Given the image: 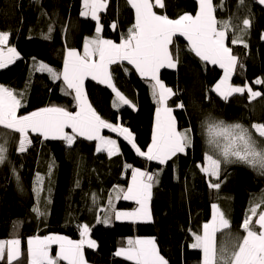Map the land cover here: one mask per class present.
Returning a JSON list of instances; mask_svg holds the SVG:
<instances>
[{"label":"trees","instance_id":"1","mask_svg":"<svg viewBox=\"0 0 264 264\" xmlns=\"http://www.w3.org/2000/svg\"><path fill=\"white\" fill-rule=\"evenodd\" d=\"M82 1L0 0V31L10 33L7 43L19 54L13 63L0 69V85L22 94L18 115L44 106L76 110L74 94H65L62 80L54 81L47 71L31 69V64L41 60L61 72L66 49H81L84 40L95 34L96 21L80 15ZM163 2L165 7H155V11L170 19L184 12L195 13L198 8L197 0ZM214 7L218 22H231L226 43L238 58L231 82L249 86L262 95L250 100L247 92L234 94L225 102L213 91L223 69L201 61L188 50L183 37H174L170 50L174 57L178 53L177 67L161 69L159 76L173 88L175 94L168 105L179 130L193 129V144L165 164L139 156L123 137L107 129L103 132L116 137L120 148V153L112 157L97 152L96 141L78 138L69 147L62 140H45L34 133H29L31 143L20 152L19 134L0 127V143L7 142L6 159L0 164V239L21 241L20 256L14 264H29V237L60 233L80 238L85 224L96 241L95 248L85 245L83 249L89 262L134 264L116 256L117 249L126 245L127 237L152 236L169 264H201V249H193L191 242L209 220L213 203L218 204L230 224L224 233H217L218 247L230 236L245 235L243 221L252 215L250 208L259 205L254 224L259 212L264 211V174L242 163L222 166L221 187L216 190L209 184L217 181L201 167L205 165V153L210 151L205 130L210 118L242 124L264 146V138L252 129L254 123H264V84L255 83L257 78L264 80V5L257 0H214ZM244 19L251 22L247 29ZM113 23L115 28L111 27ZM100 24L101 36L119 41L133 25V9L126 0H108L106 10L100 13ZM50 27L53 30L49 33ZM233 32L242 36L243 43H232ZM110 70L116 88L136 107H114L112 90L91 78L84 84L87 98L101 118L119 121L129 128L136 145L145 151L152 140L156 108L150 84L127 62L112 65ZM136 167L158 176L151 190L152 219L116 220L110 211V221L101 222L109 195L114 196L116 188H127L132 168ZM113 204L115 210L135 206L134 201L123 199H113Z\"/></svg>","mask_w":264,"mask_h":264},{"label":"snow or ice","instance_id":"2","mask_svg":"<svg viewBox=\"0 0 264 264\" xmlns=\"http://www.w3.org/2000/svg\"><path fill=\"white\" fill-rule=\"evenodd\" d=\"M126 2L134 9L135 22L119 43L100 36L102 26L99 14L106 10L108 0H83V10L80 15L96 21V35L84 40L82 53L73 48L67 50L62 72L45 64L39 65L40 70L47 71L54 81L62 80L66 86V95L74 94L75 111L61 106H50L18 115L17 112L22 107V94L0 85V127L19 134L20 152H24L26 145L31 143L29 133H34L45 140H62L69 147L73 146L78 138L96 141V151L106 152L112 157L120 153V148L115 139L102 135V130L108 129L118 133L139 156L148 161L165 164L178 153H184L193 144L191 134L193 129L177 130L173 109L167 106L168 99L175 93L161 81L159 76L161 69L177 67L178 53L174 57L170 50L174 37L177 36L185 38L188 50L201 61L218 65L223 69V78L215 84L213 91L225 102H228L234 94L247 92L250 100L262 95L259 91H253L251 87H234L229 83L238 65V58L225 43L231 22H218L214 0H198L199 7L195 15L185 13L176 19H170L167 15H159L154 11L155 7H165L163 0H155L154 3L152 0H126ZM257 2L264 5V0ZM250 23V19H244V29L250 27ZM111 27L115 28V23ZM52 30L50 27L49 33ZM9 36L10 33L0 31V69L19 58L14 47H8L7 51H4L3 46L7 44ZM233 37V44L243 43L242 36H237L233 32ZM44 38L48 39L50 36ZM125 61L150 84L152 95L160 105L156 110L152 142L146 152L136 145L133 134L128 128L102 119L89 102L85 92V80L91 78L93 81L107 85L115 93L114 107L117 104L135 107L117 90L110 70L112 65L122 64ZM255 83L264 84V80H257ZM183 106V104L178 105L181 108ZM69 129L70 132L67 131ZM252 129L259 137L264 138V123H254ZM205 130L210 151L205 153L206 165L201 167V171L217 181L210 182L211 188L218 190L221 187L219 181L223 171L222 166L242 163L264 174V146L258 144L249 128L240 123H227L210 118L205 122ZM6 143V141L0 143V164L6 159ZM157 182L156 174L140 168H132L131 183L126 189H114V196L109 195L108 206L102 209L104 217L101 222L110 221L111 216L108 214L110 211L114 213L116 220L132 222L151 220L149 202L152 187ZM113 199L134 201L137 207L130 211L115 210ZM258 207L259 205L251 207L252 215L243 221L242 227L246 235L230 236L218 247L217 233H224L230 228V224L217 205H213L215 212L212 221L203 225V235L194 234L195 242L191 245L193 249L202 250L203 264H264V211L259 212L253 224ZM36 211L38 214H43L39 213L38 209ZM89 232V226L83 225L82 239L76 242L60 235L29 239L27 252L30 256V264H60L61 261H66L67 264H86L83 252L85 245L88 248L96 247V242L88 238ZM52 245H58L59 248L55 256L50 252ZM20 251L19 239L0 241V264H5V256L6 264H14L20 256ZM115 255L123 256L134 264H169L160 254L154 239H128L127 247L120 248Z\"/></svg>","mask_w":264,"mask_h":264},{"label":"rangeland","instance_id":"3","mask_svg":"<svg viewBox=\"0 0 264 264\" xmlns=\"http://www.w3.org/2000/svg\"><path fill=\"white\" fill-rule=\"evenodd\" d=\"M8 47H14V46H11V45H9L8 43L6 44V45H4L3 46V48H4V51L6 52L7 51V48ZM17 51V50H16ZM35 61V62H34ZM33 62H32V64H31V69H33V68H38L39 70H40V68H39V65L40 64H45V65H48L49 67H51L49 64H47V63H45L44 61H41V60H34ZM52 68V67H51ZM249 87V86H248ZM103 119V118H102ZM105 120V119H104ZM107 121V120H106ZM108 122H110V121H108ZM110 123H113L114 125H121L122 126V124L118 121V122H110ZM123 127H125V126H123ZM129 129V128H128ZM104 130V129H103ZM103 130H102V135H104V132H103ZM108 130V129H107ZM130 131V130H129ZM131 132V131H130ZM116 133V132H115ZM118 134V133H117ZM105 137H110V138H112V139H115L116 141H117V138L116 137H114V136H112V135H110V134H106L105 135ZM118 144V143H117ZM151 145V142H150V144L148 145V147ZM96 146H97V143H96ZM148 147H147V149H148ZM147 149L145 150V152L147 151ZM137 168V167H136ZM141 170H143V169H141ZM217 205V207L219 208V206H218V204L217 203H213L212 204V206H211V215H210V218H209V220H207L206 222H204L203 223V225L205 224V223H210L211 221H212V218H213V215H214V212H215V210L213 209V205ZM137 207V205L135 204V206L133 207V208H130V209H118V210H121V211H130V210H132V209H134V208H136ZM219 210H220V208H219ZM246 234V233H245ZM48 235H60V236H63V237H66L67 239H69V240H71V241H73V242H76V241H79V240H81L82 239V237H80V238H71V237H68V236H66V235H63V234H60V233H49V234H47V235H44V236H39V235H37V236H32V238H35V237H40V238H43V237H45V236H48ZM199 235H203V228H202V231H201V233L199 234ZM135 237V239H154L152 236H134ZM88 238H90V239H92V240H94L90 235H89V237ZM11 239H17V238H11ZM10 238H8V239H0V241H8V240H11ZM31 239V238H30ZM95 241V240H94ZM96 242V241H95ZM195 242V240H194V238H193V240H192V242H191V245L193 244ZM53 246H55V251L53 252ZM122 247H127V245H125V246H120L118 249H117V251L120 249V248H122ZM59 251V248H58V245H52L51 246V249H50V252H51V254L53 255V256H55L56 255V253ZM116 251V252H117ZM201 252H202V250H201ZM85 257V256H84ZM29 258H30V256H29ZM85 260H86V258H85ZM30 261V260H29ZM66 262V261H65ZM67 263V262H66ZM86 264H95V263H92V262H89L88 260H86ZM201 264H203V252H202V261H201Z\"/></svg>","mask_w":264,"mask_h":264},{"label":"crops","instance_id":"4","mask_svg":"<svg viewBox=\"0 0 264 264\" xmlns=\"http://www.w3.org/2000/svg\"><path fill=\"white\" fill-rule=\"evenodd\" d=\"M198 1V0H197ZM152 2L154 3L155 2V0H152ZM198 7H199V5H198ZM82 10H83V1H82ZM154 11H155V8H154ZM197 11H198V8H197ZM196 11V12H197ZM196 12L195 13H189V12H184V13H182L181 15H183V14H185V13H187V14H192V15H195L196 14ZM157 14H159V15H164V14H161V13H159V12H157ZM100 15V14H99ZM180 16V15H179ZM178 16V17H179ZM177 17V18H178ZM176 19V18H175ZM134 22H135V14H134V9H133V24H134ZM96 35V32H95V34L94 35H92V36H90V37H93V36H95ZM100 36H101V33H100ZM90 37H87V38H90ZM102 38H104V39H108V38H105V37H103V36H101ZM185 39V38H184ZM113 42H116V43H119L120 42V40L119 41H114V40H112ZM225 43H226V40H225ZM226 46H228L227 45V43H226ZM228 47H230V46H228ZM15 48V47H14ZM68 49H70V48H67L66 49V51H65V56H64V59H65V57H66V54H67V50ZM73 49H76V48H73ZM78 51H80L81 53H82V51H83V45H82V47H81V49H77ZM18 53V52H17ZM233 54V53H232ZM234 55V54H233ZM126 62V61H125ZM63 65H64V62H63ZM63 71V67H62V70H61V72ZM234 73V72H233ZM223 75H224V72L222 71V74H221V76H220V78L216 81V83H218L222 78H223ZM233 75V74H232ZM231 78H232V76L230 77V80H229V83L232 85V86H244V85H237V84H233L232 82H231ZM257 80H261L260 78H257L256 79V81ZM162 81V80H161ZM163 82V81H162ZM114 83V82H113ZM164 83V82H163ZM215 83V84H216ZM165 84V83H164ZM215 84H214V86H215ZM114 85H115V83H114ZM166 85V84H165ZM167 87H170V88H172L171 86H168V85H166ZM214 86H213V88H214ZM116 87V86H115ZM173 89V88H172ZM118 90V89H117ZM173 92H174V90H173ZM114 95H115V93H114ZM151 95H152V90H151ZM125 96V95H124ZM126 97V96H125ZM152 97H153V95H152ZM127 98V97H126ZM154 98V97H153ZM128 100H130L129 98H127ZM154 100H155V98H154ZM131 101V104L132 105H134L135 107H136V105H135V103L132 101V100H130ZM156 101V100H155ZM167 106L168 107H170V108H172L171 106H169L168 105V102H167ZM44 107H50V106H44ZM44 107H41V108H44ZM135 107H133V108H135ZM158 107H160V105H158L157 103H156V108H155V112H154V118H153V124H152V136H153V131H154V129H155V120H156V110H157V108ZM41 108H38V109H35V110H33V111H36V110H39V109H41ZM32 112V111H31ZM30 113V112H29ZM28 114V113H27ZM173 116H174V113H173ZM175 117V116H174ZM175 121H176V119H175ZM176 127H177V124H176ZM177 130L178 131H184V130H186V129H184V130H179L178 129V127H177ZM67 131H69L70 132V129L69 130H67ZM106 134L104 133V136H105ZM151 142H152V140H151ZM66 143V142H65ZM97 143V142H96ZM150 144V143H149ZM205 165H206V160H205ZM131 183V178H130V180H129V184ZM128 184V185H129ZM128 187V186H127ZM149 207H150V202H149ZM150 212H151V207H150ZM151 219H152V213H151ZM246 235V234H245ZM34 237V236H33ZM30 238H32V237H29L28 239H27V242H28V240L30 239ZM128 239H135V237H132V236H130V237H127L126 238V245H127V240ZM28 244V243H27ZM29 264H30V261H29Z\"/></svg>","mask_w":264,"mask_h":264}]
</instances>
